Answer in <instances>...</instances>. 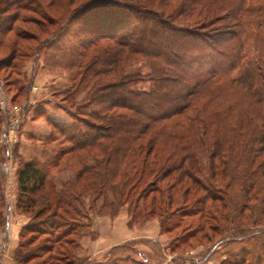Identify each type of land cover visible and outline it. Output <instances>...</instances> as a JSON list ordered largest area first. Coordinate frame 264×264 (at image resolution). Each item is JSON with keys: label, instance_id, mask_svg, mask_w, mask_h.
Here are the masks:
<instances>
[{"label": "trees", "instance_id": "trees-1", "mask_svg": "<svg viewBox=\"0 0 264 264\" xmlns=\"http://www.w3.org/2000/svg\"><path fill=\"white\" fill-rule=\"evenodd\" d=\"M145 1L85 0L51 38L55 54L48 65L68 57L66 68L75 71L68 97L86 95L82 120L46 116L67 145L47 163L73 156L80 165L90 157L93 168L78 170L74 183L53 194L46 170L24 162L17 172L18 208L26 212L40 203L44 211L67 212L71 195L78 193L77 201L87 192L111 194L120 206L139 185L155 183L151 207L191 208L186 217L195 229L209 222L214 233L240 242L243 235L264 237V0H186L174 14L155 9L171 0H148L151 7ZM198 7L204 14H192ZM16 22L44 32L47 0H0V50L11 62L28 57L21 58V46L36 40L15 29ZM144 84L147 90L139 88ZM3 180L0 171V207ZM50 194L56 200L47 206ZM6 229L0 208L5 240ZM255 244L264 251L261 241ZM24 249L18 241L14 264H26ZM248 258L264 264V256Z\"/></svg>", "mask_w": 264, "mask_h": 264}, {"label": "rangeland", "instance_id": "rangeland-1", "mask_svg": "<svg viewBox=\"0 0 264 264\" xmlns=\"http://www.w3.org/2000/svg\"><path fill=\"white\" fill-rule=\"evenodd\" d=\"M51 1L52 3L47 0V26L43 24L44 32L38 33L35 28L22 26L18 22L14 25L15 29L26 30L30 35H36V40H28L21 46L20 51L24 53L21 58L25 55L28 57L23 60L17 58L11 62V59H5L8 51L2 52L3 48L0 50V84L3 87V91L0 92V120L2 121L0 125V148H2L0 171L4 179L3 192L1 191L3 206L0 208L6 219L8 216L15 217L16 220L11 219L10 221L13 222L10 224L17 223L18 217L20 221L22 220L16 228L25 223L18 233V236L20 233L22 236L19 243L25 245L22 252L28 253L25 263L252 264L248 258L249 255L264 256V251L257 250L258 245L255 244L259 240L264 245L263 236L255 235L247 239L243 235L244 239L240 242L236 236L232 237L228 232L214 233V228H210L213 223L207 222L204 229L189 226L191 219L186 215L193 213L191 208L181 207L179 210L178 207L173 206L171 209L161 210L151 207L152 198L157 197L155 183L139 185L132 191L131 196L120 200V206L111 194L103 192L101 195L87 192L83 193L77 201L74 199L78 197V193L71 195L69 200L72 209L77 208V211L70 209L62 212L57 208L44 211L40 203L26 212L18 208L17 172L24 162L36 161L42 170H46L47 189L53 188V194L63 191L67 185L74 183L78 170L83 167L93 168L94 162L92 158L86 157L83 164L76 165L73 156H64L53 165L47 163L49 156L59 150H65L67 145L53 132L46 120L45 108L47 107V118L51 120H63L69 123L73 122V118L82 120L79 117V111L86 95V92H80L73 101L68 97V91H71L74 82L72 77L75 76V71L66 68L68 57H61L60 59L63 60H58L56 66L48 65L55 54V51L50 50L51 38L65 20L67 12L85 0ZM179 1L178 3L177 0L165 1L155 9L162 10L165 14H174L178 5L186 0ZM144 3H149L147 5L150 7L155 6L148 0ZM201 9V7L195 8L192 14H204ZM204 12L209 14L207 11ZM44 45H47V49L43 48ZM57 55L60 56V54ZM74 84L77 85V79ZM139 88L147 90L148 86L139 85ZM15 94L21 95V98L16 96L14 103L10 98ZM83 153L85 152L81 155ZM53 194L47 198V206L49 203L54 205L56 199ZM53 212L57 214L56 217ZM117 218H119L121 229L127 222L126 227L134 232L131 236L135 238V241H129L125 248L119 247L112 250L113 246H107L108 249H106L107 242L112 245L115 243L108 241L110 240L107 237L109 235L108 219L113 222ZM155 220L157 224L155 222L153 224ZM44 221L47 223L46 226H42ZM52 224L53 228H50ZM146 225L149 227V232L140 233ZM157 225L158 236L154 230ZM26 226L28 229L23 230ZM11 229L12 226L11 228L8 226L6 237ZM251 230L256 229L251 228ZM251 230L245 231L250 233ZM105 232L108 235H105ZM11 236L13 238V235ZM148 236L151 239H144ZM83 237L93 243L89 247L85 245L82 248V251L87 253H84L85 255H81L79 251L81 247L78 249ZM117 241L116 243H119ZM140 241L148 246V250L138 246ZM123 244L119 243L117 246ZM137 252L145 253L147 258L142 260L143 258L141 259ZM6 256V263L12 264L9 260L11 256L9 251Z\"/></svg>", "mask_w": 264, "mask_h": 264}, {"label": "crops", "instance_id": "crops-1", "mask_svg": "<svg viewBox=\"0 0 264 264\" xmlns=\"http://www.w3.org/2000/svg\"><path fill=\"white\" fill-rule=\"evenodd\" d=\"M44 113L46 114V116H47V107L45 108V111H44ZM124 211V210H123ZM122 211V212H123ZM121 212V213H122ZM121 216V215H120ZM16 220L15 219V217L14 216H8L7 217V223L9 224L8 226H10V228H11V226H12V229L10 230V234L8 233V237H7V240H5V236L3 235V233H0V247H1V264H7L6 262V258H7V256H6V253L9 251V253L11 254V256H9V260H10V262H12V264H14V262H13V253H14V251H15V249H16V247H17V245H18V241H19V238H18V233H19V231H20V229H21V227H22V225H24L25 223H23V224H21V225H19V227L18 228H16V226L20 223V222H22V220L20 221V218L18 217V220H17V223H11L10 224V222H13V221H10V220ZM118 219L119 218H117V220H115V221H111L110 219H108V225H107V231L109 232V235L107 234V232H105V235H108L107 237H108V239H110V240H108L109 242H115V243H113V245L112 244H108V242H107V245L105 246V248L107 247V246H117L119 243H129V241L131 242L132 240H134L135 238H133L132 236L134 235V232H132V229H130L129 227H126L127 225H126V223L124 224V227L121 229V227H120V222L118 221ZM154 222L157 224V221L155 220V221H153V224H154ZM107 223V222H106ZM129 223V222H128ZM8 226H7V228H8ZM158 225L156 226V228L154 227V230H156V233H158V234H156V236H158L159 235V230H158ZM128 228V229H127ZM124 229V230H123ZM16 230V231H15ZM14 231V232H13ZM14 233V234H12V233ZM125 234H124V233ZM142 232H144V233H148L149 232V227H148V225H146V228H144L143 230H141L140 231V233H142ZM123 233V235H122V238L120 239V237H121V234ZM11 235H13V238H12V236ZM132 235V236H131ZM13 239V240H12ZM144 239H151V238H149V236L148 237H144ZM119 241V243H116V241ZM117 241V242H118ZM135 241V240H134ZM141 242V241H140ZM139 242V243H140ZM91 244H93L89 239H87L86 237H83L82 239H81V242H80V253H81V255H83L84 253L85 254H87L86 253V251L84 252V251H82V248L83 247H85V245L86 246H90ZM138 246L141 248V247H144V248H142V249H145V250H148V246L146 245V244H144L143 242H141L140 244H138ZM85 249V248H84ZM106 249H108V248H106ZM84 254V255H85Z\"/></svg>", "mask_w": 264, "mask_h": 264}]
</instances>
